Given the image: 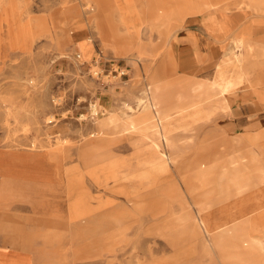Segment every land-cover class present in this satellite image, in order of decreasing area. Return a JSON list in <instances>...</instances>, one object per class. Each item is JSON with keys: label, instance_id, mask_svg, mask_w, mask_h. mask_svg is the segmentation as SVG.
I'll return each instance as SVG.
<instances>
[{"label": "rangeland", "instance_id": "374dc122", "mask_svg": "<svg viewBox=\"0 0 264 264\" xmlns=\"http://www.w3.org/2000/svg\"><path fill=\"white\" fill-rule=\"evenodd\" d=\"M172 1L152 0L149 13L179 16V26L141 20L147 0H0V148L13 152L19 168L14 181L0 176V249L22 263L253 264L241 242L259 237L248 221L264 208V63L255 81L233 93L231 109L207 124L187 120L181 142L192 139L196 147L184 156L116 182L98 171L113 160L135 166L142 148L141 157L151 153L138 133L111 126L102 134L99 123L143 97L153 74L211 84L225 53L241 54L237 40L264 39V0ZM211 12L226 14L228 35L217 36L219 50L197 69L183 45L185 19ZM94 26L112 30L123 45L113 50L96 36L94 50ZM216 125L245 139L227 149L220 134L203 141ZM90 142H109L107 154L84 153ZM6 160L0 153L1 166ZM32 170L49 179L24 177ZM68 177L85 185L92 205L111 201L85 222L73 218ZM238 183L242 192L231 193ZM232 214L237 229L213 225ZM0 264L12 262L0 257Z\"/></svg>", "mask_w": 264, "mask_h": 264}, {"label": "bare ground", "instance_id": "6f19581e", "mask_svg": "<svg viewBox=\"0 0 264 264\" xmlns=\"http://www.w3.org/2000/svg\"><path fill=\"white\" fill-rule=\"evenodd\" d=\"M260 2H262V0L259 1V4ZM205 24L207 26V22ZM241 38L236 41V47L241 49V54H233V51H230L226 53L225 58L223 59L224 64L221 66L222 70L216 77L220 87L219 93H216L213 96H208L205 100L177 105L176 116L171 117L160 114V112L156 110V104L151 100L149 95H145L138 99L135 104L126 102V108L121 113L112 112L107 118L103 119L102 122L99 121L102 129L100 133L107 134V129L111 126L121 127L122 131L130 134L138 133V142L149 141L148 145L151 152L148 157H141L142 151L144 150L142 148L139 153L140 159L138 158L137 164L135 165L136 167L133 165L130 166L131 163L121 160H113L99 166L98 171L102 176L104 175V181H106V183L109 182V179H112L115 182L122 179H130L141 174L145 170H150V168L166 165L169 161L184 156L187 149L196 147L194 144L195 142L192 139H189V145L187 146L181 142L179 131L181 128H188V125H185L187 120L190 121V123L202 121L207 124L210 123L219 113L231 109L233 93L238 92V89L242 85H247L248 81H255V76L258 75V70L264 63V39L258 40L256 38L250 39L248 37ZM247 59H250V61L245 62ZM238 62H242L243 64L237 66ZM228 65H231V67L234 66V68L231 69ZM93 110L94 112L97 111L96 105H93ZM217 126L218 125L215 127ZM208 138L209 137L207 136H203L202 140L205 141ZM105 141H107V138H105ZM108 145L109 142H106V144H94L90 142L84 146L83 152L101 151L102 155H106V150H109ZM0 153L5 154L7 157L6 163L2 166L0 165V176L4 182L11 180L14 181V178H16L15 173H17V169L19 168H15L11 162V155L13 152L1 147ZM124 166H127L128 170L121 173L120 169ZM41 173L40 170H32L23 175H27L24 177H31V179L37 182H47L49 177H46L44 173ZM105 186H107V184H105ZM67 188L69 190L68 196L70 197L69 208L71 216L76 217L78 215V209L81 206L80 201L89 194L86 192L85 185L77 182L68 181ZM243 189L242 183H238L230 190V192L240 193ZM72 193L74 194L72 195ZM228 193L229 192L225 193V195ZM204 212L205 211H202V213L200 212V222L204 225H208L209 221L206 217L204 218ZM255 227L257 228V226ZM260 232V237L264 238V225H260ZM3 252L4 249H0V254Z\"/></svg>", "mask_w": 264, "mask_h": 264}, {"label": "crops", "instance_id": "0c3cea01", "mask_svg": "<svg viewBox=\"0 0 264 264\" xmlns=\"http://www.w3.org/2000/svg\"><path fill=\"white\" fill-rule=\"evenodd\" d=\"M132 0H129L127 4H130ZM143 1V0H141ZM158 6H171L174 3L172 0H154ZM150 3H153L152 0H147V3L140 5L141 11L146 13V17L142 18L143 21H164V22H176L179 26L180 24V17H176V15H167L165 13L157 12V14H150L149 8ZM151 15H157V18H149ZM214 18V19H212ZM122 20H124L122 18ZM125 20H132V18H126ZM212 20V21H211ZM185 21H190V27H186L187 30L184 34V41L183 45H188L187 53H189V58L192 63H194L197 69H202L208 64L209 57L210 59L213 58V55L219 50L218 46H215L213 43L214 40L216 41L217 36H226L228 35L227 27L225 23L227 21L226 14L223 13H208L204 16L202 15H190L188 16ZM217 21V22H216ZM207 22V26L206 23ZM210 22V23H208ZM210 26V27H209ZM220 26V27H219ZM154 28L150 26V28ZM210 31H209V30ZM95 31V32H94ZM217 31V32H216ZM170 32V31H168ZM93 45L95 50V37H99L101 39V44L103 46H110L111 49L116 50L120 48L123 44L120 41L114 40V38L118 35H115V32L108 29H103V27L94 26L93 32ZM109 40H108V39ZM84 40L81 39L78 43H83ZM218 43V42H216ZM90 45V43L88 44ZM226 55V53H225ZM212 56V57H211ZM225 58V56H224ZM223 58V59H224ZM223 59L216 65V77L218 76L219 72L222 70V64H224ZM138 60V59H137ZM218 68V69H217ZM220 87L219 82L215 79V81L211 84L206 82H186L180 79L177 80H162L158 73L153 74L149 81L146 83V87L144 89V95H149L151 100L156 104V110L160 112L163 116H176V106L181 105L184 103H191L196 102L198 100H205L208 96H213L216 93H219ZM142 97H139L140 99ZM137 99V100H138ZM259 100V99H258ZM211 134V139L213 136L220 134L219 139L223 142L224 148L227 149L229 145L239 143L241 140L245 139L244 136H238L233 134H228L224 129L215 127L209 132ZM234 147V146H233ZM40 169V168H39ZM69 181V177H68ZM74 193H72L73 195ZM92 196L89 194L85 196L83 200L80 201V208L78 209V215L73 217L78 220H83L84 222L88 220L90 217L93 208L100 209L111 201L110 198H105L104 202L101 200L102 198H98L96 204L92 205ZM228 198V196H227ZM106 202V203H105ZM261 206H257L256 210L260 209ZM240 209L237 213L241 212ZM208 218V216H205ZM221 223V225H235L232 228H238L239 216H235L234 214L230 215L227 218L217 219L213 225L216 223ZM248 225H250V231L256 232L258 239H253L247 237L246 239L242 238L243 246L245 247L244 252L248 256L247 259L252 260L253 264H264V238L260 237V225H264V208L262 209L261 213H257L253 215L249 221ZM257 226V228L255 227ZM238 243V242H236ZM239 245H236L238 248ZM11 253L9 250L4 249V252L0 254V257L8 258L12 264H24L22 261L10 255ZM241 256L237 254V261L241 260ZM243 259V258H242Z\"/></svg>", "mask_w": 264, "mask_h": 264}, {"label": "built area", "instance_id": "2783aa9c", "mask_svg": "<svg viewBox=\"0 0 264 264\" xmlns=\"http://www.w3.org/2000/svg\"><path fill=\"white\" fill-rule=\"evenodd\" d=\"M99 73V72H98Z\"/></svg>", "mask_w": 264, "mask_h": 264}]
</instances>
